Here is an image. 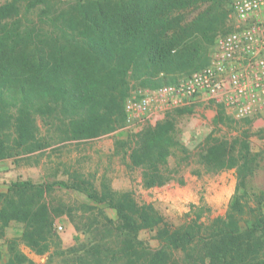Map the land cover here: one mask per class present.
Segmentation results:
<instances>
[{
	"label": "trees",
	"instance_id": "1",
	"mask_svg": "<svg viewBox=\"0 0 264 264\" xmlns=\"http://www.w3.org/2000/svg\"><path fill=\"white\" fill-rule=\"evenodd\" d=\"M231 0H8L0 4V159L49 145L40 133L51 123L60 140L93 138L125 123L124 102L132 89L175 83L208 62L213 38L223 29ZM202 6V7H201ZM200 8V9H199ZM198 10L187 19V13ZM36 11V19L31 14ZM121 143L141 168L144 187L170 181L177 167L195 163L217 172L234 168L235 192L223 215L208 224L197 214L168 225L152 204L106 182L38 183L16 179L0 190V238L12 220L22 222L19 240L37 254L54 241L53 216L45 196L55 186L72 187L116 211L85 255L92 264H264V192L246 182L259 166L245 131L229 138L208 134L192 155L176 139L175 111ZM174 112V114H173ZM218 114L223 115L221 106ZM216 121V120H215ZM217 122V121H216ZM264 138V127L254 133ZM179 152L180 155L175 152ZM193 157V158H192ZM255 197L257 204L251 201ZM254 201V200H253ZM155 230L159 247L138 238ZM110 257V258H109ZM108 260V261H109ZM4 264H33L15 246Z\"/></svg>",
	"mask_w": 264,
	"mask_h": 264
},
{
	"label": "rangeland",
	"instance_id": "2",
	"mask_svg": "<svg viewBox=\"0 0 264 264\" xmlns=\"http://www.w3.org/2000/svg\"><path fill=\"white\" fill-rule=\"evenodd\" d=\"M6 1L8 0H0V4ZM232 1L227 7L230 8ZM198 10L188 11L187 19L192 18ZM32 17H36V11L31 14ZM230 25L229 12L225 26L216 32L209 46L208 56L216 37L227 31ZM134 90H130L129 94ZM184 109L183 112L175 111V116L173 115L176 139L192 155L199 151L201 142L210 133L232 138L248 132L250 149L259 151L261 159L246 182V188L257 195L264 192V138L254 134L264 127V114L235 118L222 107L223 115H220L217 112L218 106L202 103H194ZM158 114L157 118L149 120L139 129L125 128L124 123L113 131L79 140H60L62 133L55 130L51 123L39 122L40 133L49 145L31 153H19L0 159V190L7 191L10 183L16 179H30L38 183L59 180L68 184L74 179H81L97 190L106 182L115 190L130 191L139 204H152L169 226L190 222L197 214L200 215L199 222L208 224L215 216L223 215L227 209L235 192V169L211 172L195 163V159H191L190 164L181 163L177 167L176 158L170 156V166L178 170L174 177L163 185L144 187L141 168L131 164L129 150L121 143L135 136L144 127L155 125L165 116V113ZM251 201L257 204L255 197ZM45 202L53 216L55 234L49 250L44 254H37L22 243L19 237L23 224L12 220L5 228L4 237L0 238V264L8 260L9 250L14 246L33 264H92L85 255L86 248L104 233V225L107 223L103 216L117 222L116 211L105 202L89 199L79 190L58 185L46 194ZM262 210L264 211V205ZM58 225L61 226L60 230L57 229ZM138 238L150 248L160 245L155 237V230L142 229L138 232ZM108 260L104 264H122L120 260Z\"/></svg>",
	"mask_w": 264,
	"mask_h": 264
},
{
	"label": "built area",
	"instance_id": "3",
	"mask_svg": "<svg viewBox=\"0 0 264 264\" xmlns=\"http://www.w3.org/2000/svg\"><path fill=\"white\" fill-rule=\"evenodd\" d=\"M230 18L207 64L175 83L138 88L126 98L125 128L139 129L158 113L194 103L221 106L235 118L264 114V0H233Z\"/></svg>",
	"mask_w": 264,
	"mask_h": 264
},
{
	"label": "crops",
	"instance_id": "4",
	"mask_svg": "<svg viewBox=\"0 0 264 264\" xmlns=\"http://www.w3.org/2000/svg\"><path fill=\"white\" fill-rule=\"evenodd\" d=\"M216 107V106H215Z\"/></svg>",
	"mask_w": 264,
	"mask_h": 264
}]
</instances>
